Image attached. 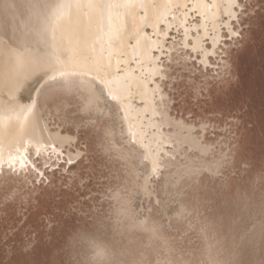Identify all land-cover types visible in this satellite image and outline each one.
Segmentation results:
<instances>
[{
	"label": "bare ground",
	"instance_id": "1",
	"mask_svg": "<svg viewBox=\"0 0 264 264\" xmlns=\"http://www.w3.org/2000/svg\"><path fill=\"white\" fill-rule=\"evenodd\" d=\"M237 15L232 0H0V188L15 184L0 199H16L17 176L48 182L47 171L60 162L66 171L83 156L80 149L71 150L77 135L62 133L57 126L66 115L68 103L61 97L67 92L80 90L83 108L99 109L90 86L76 82L80 77L98 84L115 107L124 137L117 154L137 156L146 167L145 185L162 171L165 188L193 189L204 173L218 176L230 163L229 149L215 155L214 147L203 143L205 125L197 137L193 125L176 121L162 83L168 77L166 63L179 48L199 55L208 67L221 51L225 33L236 36L231 20ZM122 192L112 190L113 198L122 202L116 210L118 233H145L172 248L158 215L153 217L150 209L146 218L136 219ZM181 192L175 217L186 220L191 215L194 223L187 221L188 231L204 244L201 259L193 264H243L244 249L253 238L251 247L257 250L264 203L254 207L259 218L251 225L239 232V216L232 217V226L220 237L215 221L199 208H189ZM241 207L247 204L236 206ZM168 220L167 215L170 227ZM227 235L232 236L230 253L225 242H219ZM88 242L91 264H150L143 252L127 258L130 249L125 244L114 248L96 237ZM155 264L163 263L158 258ZM168 264L192 263L171 259Z\"/></svg>",
	"mask_w": 264,
	"mask_h": 264
},
{
	"label": "rangeland",
	"instance_id": "2",
	"mask_svg": "<svg viewBox=\"0 0 264 264\" xmlns=\"http://www.w3.org/2000/svg\"><path fill=\"white\" fill-rule=\"evenodd\" d=\"M239 8L238 15L245 14L235 24L236 36L225 33L224 45L208 67L199 55L179 48L166 63L168 77L162 83L170 115L193 125L197 137L205 125L203 143L212 145L215 155L229 149V165L214 178L204 173L193 189L165 188L163 171L151 177L153 186L145 185L146 167L137 156L117 154L124 137L115 107L104 99L98 84L80 77L76 82L90 86L99 109H84L79 98L83 93L72 90L61 97L68 103L63 122L53 126L77 135L71 150L80 149L83 156L66 171L63 162L47 171L48 182L16 177V199H0V264H91L90 237L108 241L114 248L125 244L130 249L127 258L143 252L150 264L158 258L163 264L171 259H189L193 264L201 259L204 244L188 231L187 221L194 223L191 215L186 220L175 217L180 191L189 208H199L215 221L220 237L232 226V217L239 216L235 225L239 232L259 218L254 207L264 203V0H241ZM99 129L101 137H97ZM36 163L40 167L38 158ZM13 186L14 182L1 187L0 194ZM116 188L123 189L136 219L146 218L150 209L152 216L158 215L172 248L145 233H118L116 210L122 202L113 198ZM240 204L247 207L236 208ZM223 241L230 253L232 236L219 240ZM247 243L243 264H264V229L257 250L252 248L254 238Z\"/></svg>",
	"mask_w": 264,
	"mask_h": 264
},
{
	"label": "snow or ice",
	"instance_id": "3",
	"mask_svg": "<svg viewBox=\"0 0 264 264\" xmlns=\"http://www.w3.org/2000/svg\"><path fill=\"white\" fill-rule=\"evenodd\" d=\"M240 4H241V0H232V10L235 11L236 8L240 6ZM244 7H245V9L247 8L246 5ZM244 14H245L244 12H241L239 15H237V16L232 18V20H231V30L233 32H236L235 22L237 20H240L241 16L244 15ZM241 23H242V21H241Z\"/></svg>",
	"mask_w": 264,
	"mask_h": 264
}]
</instances>
